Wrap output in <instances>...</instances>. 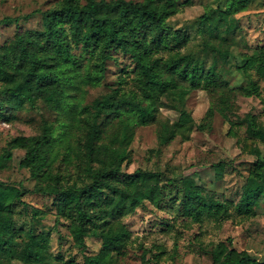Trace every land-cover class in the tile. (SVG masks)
Segmentation results:
<instances>
[{
	"label": "rangeland",
	"instance_id": "rangeland-1",
	"mask_svg": "<svg viewBox=\"0 0 264 264\" xmlns=\"http://www.w3.org/2000/svg\"><path fill=\"white\" fill-rule=\"evenodd\" d=\"M57 1L0 0V19L30 14L18 22L0 24V52L14 40L18 31H41V12ZM224 1L177 0L180 11L167 20L171 27L180 28L188 35L182 52L192 53L205 67L215 58V50L209 41L229 50L226 61L216 58L217 71L227 85L216 89L200 85L192 89L183 105H179L184 106L190 115L183 114L180 108L162 104L153 120L143 122L142 118H135L128 144L130 161L124 163L123 170H160L175 178L177 183L166 186L160 206L147 202L122 218L132 234L123 252L114 254L113 264H212V250L220 242L227 243L229 238L238 249H248L253 257L264 259V198L253 212H243L237 207L250 167L257 158L255 147L264 157L263 135L248 134L243 120L247 113H251L264 125V75L254 67L246 66L247 58L264 47V0H249L245 9L230 16L233 20L227 40L210 35L208 28L212 21L205 24L200 21V15L211 8H224ZM214 17L218 21V15ZM224 25L221 24L216 32L223 33ZM168 54L167 50L159 53L162 57ZM135 69L136 63L130 54L112 49L103 79L97 84L80 83L71 90L73 99L81 106L91 105L95 98L118 88L120 93H125L123 117L127 121L137 106V99L131 91L141 94ZM5 82L0 77V88ZM247 86L252 87V95L245 93ZM221 94L228 95L230 100V107L224 110L221 108ZM163 101L168 102V99L164 97ZM69 111V108L63 111L50 108L42 100L34 107L27 103L16 107L8 99L0 100V156L11 150V157L0 162V179L10 186L23 183L26 189L23 198L44 212L41 221L36 223L37 232L49 231V234L36 237L26 260L16 259L12 264H66L82 261L84 253L100 250L98 235L101 227L90 226L87 248L83 251L79 245V231L72 225L66 204L58 207L51 195L32 192L31 189L53 183L54 173L59 174L64 182L80 181L81 176L88 173L89 163L105 162L113 146L118 119L103 116L104 129L94 145L84 143V125H74L69 138L71 148L66 153V140L55 144L56 157L52 161L51 175L42 180L31 176L30 169L20 166L26 149L9 145L17 135L41 134L46 123H52L55 133H59L61 122L71 120ZM78 115L85 116L86 113ZM179 120L192 123L189 127H179L178 134L167 143H161L165 126L176 127ZM202 123L206 126L199 128ZM212 162L218 163L217 166L202 167ZM185 177H193L206 193L224 201L225 210L217 214L206 212L198 220L185 214L181 202ZM114 193L113 189L102 185L90 195L89 202L99 215H105ZM22 211L21 204L14 206L16 228L20 230L16 238L18 250L28 240L27 232L33 222L31 216Z\"/></svg>",
	"mask_w": 264,
	"mask_h": 264
},
{
	"label": "trees",
	"instance_id": "trees-1",
	"mask_svg": "<svg viewBox=\"0 0 264 264\" xmlns=\"http://www.w3.org/2000/svg\"><path fill=\"white\" fill-rule=\"evenodd\" d=\"M248 2L225 0L224 8H211L200 15V21L203 24L212 21L208 28L210 35L227 40L233 20L230 16L245 9ZM179 11L177 0H58L41 12V31H18L14 40L0 52V77L6 80L0 88V100L8 99L16 107L26 103L34 107L42 100L58 111L70 109L71 120L61 122L59 133H55L52 123H46L39 135H17L10 141V147L26 149L20 166L30 169L31 176L42 180L51 175L52 161L56 157L54 146L66 140V153L69 151L74 125L83 124L84 143L94 145L104 129L103 116L118 119L113 146L105 162L89 163L88 173L82 175L80 181L64 182L59 174L54 173L53 183L31 189L32 192L51 195L58 207L66 204L72 225L79 231V245L83 251L87 248L90 226L101 227L98 235L100 250L84 253L82 261L66 264H113L114 254L123 252L132 234L122 218L147 202L160 206L166 186L177 183L175 178L160 170H123L124 163L130 161L128 144L135 118H142L143 122L153 120L162 104L180 108L183 114L190 115L184 106L179 105H183L192 89L200 85L215 89L227 85L217 71L216 58L226 61L229 50L208 39L215 50L214 61L208 67L192 53H183L181 48L188 42V35L180 28L171 27L167 21ZM215 14L218 21H215ZM29 16H5L0 19V24L18 22ZM223 23V33L216 32ZM112 49L130 54L136 63V82L141 94L131 91L137 99V106L127 121L123 117L125 93H120L118 88L86 106L77 103L71 93L82 82L97 84L103 79ZM163 50L169 52L166 57L159 55ZM246 66L254 67L264 75V47L247 58ZM251 88H244L247 95L253 94ZM164 97L168 102L163 101ZM220 98L222 110L230 107L228 95L221 94ZM83 113L86 115H78ZM243 120L248 134L260 133L264 137V125L255 115L247 113ZM187 122L179 120L176 127L166 125L161 143H167L178 134L179 127H189L192 121ZM204 126L206 123L200 124L199 128ZM255 153L257 158L250 167L237 203V207L247 213L253 212L264 198V157L258 147H255ZM10 157L11 150H8L0 156V162ZM223 163L225 167L226 162ZM217 164L212 162L202 167ZM18 184L10 186L0 179V264L26 260L36 237L49 234V231L37 232L36 223L41 221L44 212L23 198L25 186L22 182ZM102 185L115 191L104 216L99 215L89 202L90 195ZM181 202L184 213L197 220L206 212L217 214L226 208L224 201L206 193L193 177L183 178ZM16 204H21L22 212L33 220L27 232L28 240L21 250L16 248L20 231L14 217ZM212 264H264V259L253 257L248 249H238L229 238L227 243L220 242L212 250Z\"/></svg>",
	"mask_w": 264,
	"mask_h": 264
}]
</instances>
